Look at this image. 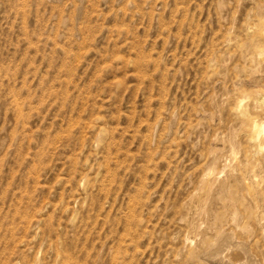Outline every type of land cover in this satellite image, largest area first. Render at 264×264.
<instances>
[{
    "label": "rangeland",
    "instance_id": "obj_1",
    "mask_svg": "<svg viewBox=\"0 0 264 264\" xmlns=\"http://www.w3.org/2000/svg\"><path fill=\"white\" fill-rule=\"evenodd\" d=\"M0 264H264V0H0Z\"/></svg>",
    "mask_w": 264,
    "mask_h": 264
}]
</instances>
